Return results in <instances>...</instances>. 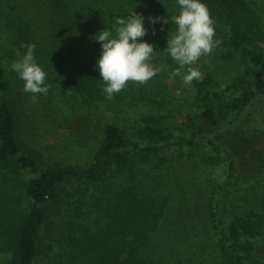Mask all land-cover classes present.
Here are the masks:
<instances>
[{
  "label": "trees",
  "instance_id": "1",
  "mask_svg": "<svg viewBox=\"0 0 264 264\" xmlns=\"http://www.w3.org/2000/svg\"><path fill=\"white\" fill-rule=\"evenodd\" d=\"M201 2L215 22L214 29L219 24L222 28L215 30L218 46L212 54L192 65L203 69V79L191 85L195 94L185 115L177 120L148 116L130 129L106 124L92 161L84 168L47 164L24 145L21 112L10 96L15 84L8 86L0 77V182L7 180L32 200L26 215H0L3 231L18 222L0 238V250L11 253L7 264L163 263L155 255L160 253L156 235L159 226L168 222V196L154 190L153 179L162 178L169 186L179 156L199 141L220 153L209 136L264 94L263 34L253 31L251 22H240L227 7L229 0ZM131 10L144 17L147 33L140 39L153 45L151 61L164 53L168 58L167 81L173 85L178 65L166 45L177 29L171 19L180 11L177 0H0V73L12 59H19L13 54L24 51L22 42L34 43L35 60L43 65L58 60L64 67L77 63L79 81L68 82V89L78 96L82 110H93L96 92L103 91L96 68L101 47L94 36L103 29L115 36L116 18ZM149 17H167L169 23L152 24ZM167 153L158 166L148 168L151 156ZM253 216H234L225 224L219 211H210L219 264H261L254 250L264 222ZM182 241L189 242V235H183ZM167 245L173 250L171 243Z\"/></svg>",
  "mask_w": 264,
  "mask_h": 264
},
{
  "label": "rangeland",
  "instance_id": "2",
  "mask_svg": "<svg viewBox=\"0 0 264 264\" xmlns=\"http://www.w3.org/2000/svg\"><path fill=\"white\" fill-rule=\"evenodd\" d=\"M227 7L239 16L240 22L247 21L246 25L251 22L253 31L264 36V0H229ZM221 28L219 24L216 32ZM16 53L13 55L20 58ZM167 59L164 53L163 57L151 61L160 71L145 84L129 81L112 99L97 91L93 110H82L78 96L68 89V82L79 81L75 77L77 63L64 67L59 60L49 63L50 66L36 61L46 73L45 84L49 90L46 95L36 94L35 98L23 91L24 82L11 69L16 59L6 64L0 77L8 86L15 84L10 96L21 112L20 134L24 145L39 153L47 164L84 168L91 163L106 124L130 129L148 116L182 119L195 94L191 88L194 81L191 85L183 84L186 71H182L181 75L174 76L171 85L172 81H167L170 74ZM197 69L202 73L203 69ZM104 86L103 82L101 88ZM209 139L222 149L220 153L206 146L205 141H199L192 149L183 151L184 157L179 156L181 160L170 172L169 186L162 178L153 179L156 189H152L168 196V222H162L156 235L160 253L156 251L155 255L162 260L163 263L158 261L160 264L220 263L213 247L217 237L210 219L212 209L221 213L225 224L234 216L252 218L253 214L256 220L264 222V94L254 97L232 123L219 125ZM168 154L151 156L148 168L158 166ZM224 194H227L225 199ZM31 205L32 200L14 184L4 179L0 182V215H26ZM17 223L13 228L5 227L4 231L14 229ZM4 231L0 229V238ZM187 234L189 242L182 241V236ZM183 250L188 253L183 254ZM254 253L264 264V232L256 239ZM10 260L11 253L0 250V264ZM37 264L45 263L39 260Z\"/></svg>",
  "mask_w": 264,
  "mask_h": 264
},
{
  "label": "clouds",
  "instance_id": "3",
  "mask_svg": "<svg viewBox=\"0 0 264 264\" xmlns=\"http://www.w3.org/2000/svg\"><path fill=\"white\" fill-rule=\"evenodd\" d=\"M180 6L178 15L171 17L177 26L176 32L167 37L166 50L168 55L177 63L174 76L183 75V84L202 81V73L192 67L205 54H212L218 41L215 36L214 20L207 6L201 0H177ZM149 22L168 24V18L149 17ZM142 14L131 10L126 17H117L115 21V36L109 30H101L94 38L100 43L101 53L96 60V68L105 86L103 92L106 99H112L115 93L122 91L129 81L145 84L159 71L151 63L154 47L144 42L142 37L147 33L143 26ZM155 34V30H153ZM23 52L17 51L20 57L11 64V69L24 82L25 93L46 95L49 86L45 84L46 73L36 63L34 43H21Z\"/></svg>",
  "mask_w": 264,
  "mask_h": 264
}]
</instances>
